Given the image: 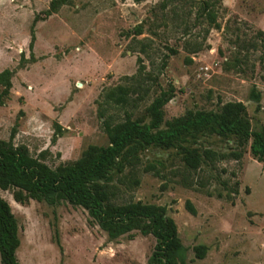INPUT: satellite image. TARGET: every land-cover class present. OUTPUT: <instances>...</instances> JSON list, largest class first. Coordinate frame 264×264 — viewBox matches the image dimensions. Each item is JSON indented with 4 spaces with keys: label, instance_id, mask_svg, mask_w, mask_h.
Returning a JSON list of instances; mask_svg holds the SVG:
<instances>
[{
    "label": "rangeland",
    "instance_id": "rangeland-1",
    "mask_svg": "<svg viewBox=\"0 0 264 264\" xmlns=\"http://www.w3.org/2000/svg\"><path fill=\"white\" fill-rule=\"evenodd\" d=\"M50 2L0 0V72H12L0 105V140L14 129L16 145L54 168L88 145H106L105 117L118 122L129 113L148 121L147 107L170 85L175 95L164 106L162 127L187 111L242 102L251 130H264V0H216L212 24L198 15L201 0H67L45 16ZM140 23L142 33L133 35ZM138 58L149 91L135 107L134 93L125 107L105 104V91L134 83ZM253 88L258 102L249 97ZM55 124L62 132L52 141ZM199 144L218 153L237 149L233 137L206 134ZM140 160L139 185L119 186L121 200L164 206L187 248L186 264H264V162L248 144L241 159L205 162L196 171L186 170L174 149L149 147ZM148 164L158 172L143 171ZM0 196L19 225L21 264H146L153 251L152 235L109 239L82 207L21 204L13 190ZM198 244L207 247L202 259L193 252Z\"/></svg>",
    "mask_w": 264,
    "mask_h": 264
},
{
    "label": "trees",
    "instance_id": "trees-1",
    "mask_svg": "<svg viewBox=\"0 0 264 264\" xmlns=\"http://www.w3.org/2000/svg\"><path fill=\"white\" fill-rule=\"evenodd\" d=\"M216 0H201L198 15L206 16L214 23ZM67 0H51L45 16L55 13ZM166 3L162 2V7ZM216 25V24H215ZM133 35L142 33V24L134 27ZM263 36L264 32L261 31ZM34 39L33 29L29 47ZM137 74L129 86L118 85L103 94L105 104L125 107L131 100L141 99L142 93L149 91L143 86L144 69L140 58L137 59ZM166 62L163 60L162 67ZM139 75V79H137ZM12 72H0V105L9 96ZM175 88L161 90L147 107L148 121L132 118L126 113L123 120L114 122L105 117L103 129L107 137L106 145H88L80 156L67 163L52 168L40 157L32 156L24 144L13 142L15 130L12 129L8 140H0V190H13V198L21 204L29 200L57 205L67 202L74 207H82L103 230L109 239L132 235L137 231L142 235H152L155 239L153 251L146 264H186L187 248L182 244L174 220L167 215L164 206L141 201H122L121 189H131L139 185L137 176L141 164L140 153L149 147L174 149L183 166L188 171H196L203 163L210 166L226 159L242 158L244 147L248 144L249 153L257 162H264V130L253 131L246 116L242 102H227L217 111H187L163 124L164 106L174 97ZM250 99L258 102L259 92L253 88ZM104 117L103 113L101 114ZM52 141L61 134L62 128L55 124ZM217 135L221 138L233 137L237 149L228 153H218L208 147H201L200 137ZM158 165L163 166L162 162ZM157 170L155 164H148L143 171ZM238 182L231 192H238ZM227 187V186H226ZM186 210L196 214L193 204L187 200ZM20 246L19 225L9 203L0 196V264H21L17 258ZM197 259L205 257L207 247L198 244L193 247Z\"/></svg>",
    "mask_w": 264,
    "mask_h": 264
}]
</instances>
